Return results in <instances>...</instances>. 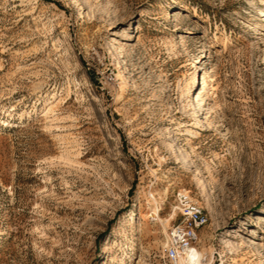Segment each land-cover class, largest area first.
Instances as JSON below:
<instances>
[{"label":"rangeland","instance_id":"1","mask_svg":"<svg viewBox=\"0 0 264 264\" xmlns=\"http://www.w3.org/2000/svg\"><path fill=\"white\" fill-rule=\"evenodd\" d=\"M261 9L0 0V264H168L183 189L204 264H264Z\"/></svg>","mask_w":264,"mask_h":264},{"label":"built area","instance_id":"2","mask_svg":"<svg viewBox=\"0 0 264 264\" xmlns=\"http://www.w3.org/2000/svg\"><path fill=\"white\" fill-rule=\"evenodd\" d=\"M175 219L168 226L163 258L168 264H178L187 250L195 248L200 229L208 222V213L200 199L189 189L176 194Z\"/></svg>","mask_w":264,"mask_h":264},{"label":"bare ground","instance_id":"3","mask_svg":"<svg viewBox=\"0 0 264 264\" xmlns=\"http://www.w3.org/2000/svg\"><path fill=\"white\" fill-rule=\"evenodd\" d=\"M261 13L264 14V9H261ZM198 101L201 99L200 95H197ZM200 103V102H199ZM202 108V107H201ZM196 112V111H195ZM154 198L153 205L149 208L148 212L145 214L147 217H154L162 219L160 216V209L162 207L161 202ZM204 254L203 252L194 251L193 248L187 250L186 254L180 259V264H204Z\"/></svg>","mask_w":264,"mask_h":264}]
</instances>
